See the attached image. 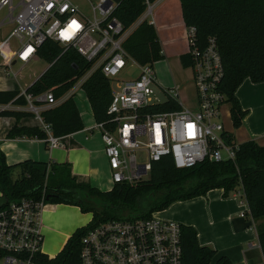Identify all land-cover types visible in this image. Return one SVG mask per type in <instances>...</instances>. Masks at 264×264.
I'll use <instances>...</instances> for the list:
<instances>
[{"label": "built area", "instance_id": "obj_1", "mask_svg": "<svg viewBox=\"0 0 264 264\" xmlns=\"http://www.w3.org/2000/svg\"><path fill=\"white\" fill-rule=\"evenodd\" d=\"M117 7L113 0H99L86 14L73 0H21L18 5L14 0H0V11L8 9L0 28L8 19L15 25L13 36L20 41L15 60L28 64L41 59V47L52 41L62 49L56 60L75 49L90 66L85 74L70 81L73 86L62 96H56L54 89L38 96L21 90L26 111L46 134L44 141L49 148L63 146V138L54 135L43 112L70 99L76 101L81 93L89 102L83 86L95 72L101 71L110 81V122L96 123L92 129L101 134L113 187L148 179L153 164L165 157H171L177 169L206 160L235 162L239 144L227 142L225 137L230 134L222 121V108L228 98L221 91L225 70L217 38L210 37L202 44L196 27L186 29L188 69L198 102L197 110L192 111L182 107L178 87L159 84L154 64L141 65L124 49L126 40L139 25L145 21L153 24L155 4L146 0L144 14L129 29L114 16ZM0 51L6 55L4 47L0 46ZM13 61L10 58L7 64L10 66ZM129 63L139 68V76L119 81L117 77ZM49 65L50 68L53 64ZM153 87L165 93L167 101H176L181 110L157 111L165 102L157 98ZM140 155L146 157L145 162H140ZM234 195L243 202L241 193ZM45 206L43 197L22 199L0 208V263L40 264L39 258L44 256L41 216ZM241 216L248 219L245 211ZM249 219L250 229L257 232L254 220ZM80 264H183L182 226L154 214L150 218L103 222L83 237ZM257 264H264V260Z\"/></svg>", "mask_w": 264, "mask_h": 264}, {"label": "trees", "instance_id": "obj_2", "mask_svg": "<svg viewBox=\"0 0 264 264\" xmlns=\"http://www.w3.org/2000/svg\"><path fill=\"white\" fill-rule=\"evenodd\" d=\"M118 4L114 16L126 29L133 26L146 10V0H113ZM154 3L156 0H150ZM184 23L198 30V39L205 44L216 37L222 57L225 76L221 91L232 104L231 118L235 129L241 127L246 116L236 97L241 84L250 79L264 83V0H180ZM125 51L141 65L155 64L163 59L157 30L147 21L139 25L124 44ZM61 47L52 41L40 49V58L53 64L27 92L38 96L54 89L62 96L89 69V64L75 50L69 49L58 60ZM183 68L190 66L189 57L180 56ZM96 123H109L108 108L112 99L110 81L95 72L84 84ZM21 91H0V105L15 103L26 106ZM157 111H177L181 106L173 100L158 106ZM2 116H15L18 123L9 132V139L34 138L46 140L40 128L19 124L27 113L0 112ZM44 120L51 124L56 137L64 138L84 130L85 126L76 102L70 99L62 105L45 110ZM235 142L233 135L225 137ZM20 169L15 179L14 171ZM215 189H222L224 197L242 194L248 209V218H264V147L255 141L239 144L234 161L221 163L208 160L193 167L177 169L171 157L153 164L150 176L134 185L116 184L110 191H102L88 184H78L69 164H51L27 160L9 166L0 149V208L22 199L41 200L45 205H69L80 208L83 214H92V221L79 228L69 238L61 253L49 259L40 256V264H80L82 239L86 232L110 220L150 218L164 211L172 203L205 196ZM258 241L264 260V227H257ZM183 264H232L227 257L217 258V251L202 246L193 227L182 226Z\"/></svg>", "mask_w": 264, "mask_h": 264}, {"label": "crops", "instance_id": "obj_3", "mask_svg": "<svg viewBox=\"0 0 264 264\" xmlns=\"http://www.w3.org/2000/svg\"><path fill=\"white\" fill-rule=\"evenodd\" d=\"M154 4L153 25L157 30L160 44L171 45L169 48L163 47L164 56L167 57V51L170 52L173 46L182 43L185 51L180 52L179 57L186 54L187 26L183 20L180 0H157ZM155 12L157 13L156 17ZM16 51H6V55L1 51L0 91L2 92L22 90L19 74L12 71L13 67L19 62L15 60ZM10 58L14 61L9 66L7 60ZM167 64L168 69H170L171 63L167 61ZM179 64V69L184 70L180 60ZM177 77L180 81L176 83L177 81L174 79L173 82L176 83L174 86L179 89L180 103L182 107L188 108L183 106L181 102L183 97H188V94L186 95V92H184L185 89H183L186 81L181 80L182 75L180 74ZM190 80L193 84L192 73H190ZM236 97L242 109L246 111V116L241 127L235 129L231 118L232 104L227 103L224 105L222 117L226 116L227 118H225L226 124H224L226 132L233 135L238 144L255 141L258 145L264 147V83L255 84L250 79H246L236 91ZM75 102L77 104V101ZM227 105L231 106L228 111L224 109ZM1 107L6 108L2 110ZM0 112L27 113L28 116L20 119L19 124L23 127L39 128L37 120L26 111L25 106L12 102L5 106L0 105ZM79 112L81 114L80 109ZM91 114L93 116L92 110ZM17 123L18 120L15 116L0 117V149L4 153L9 166L27 160L48 163L49 165L69 164L72 169V176L78 184H88L102 191H110L113 188V186L106 188V183L101 179L98 171L97 165L103 161L107 162V158L101 134L99 131L92 129L94 126L89 125L81 132L64 137L62 140L63 146L50 149L44 140L25 137L9 139L7 135ZM19 176L20 169H16L14 178L17 179ZM109 181L112 185L110 179ZM1 197L2 193L0 191V199ZM247 209V205H244L235 195L224 197L222 189H215L205 196L174 202L164 211L157 212L154 215L162 220L178 223L181 226L193 227L197 231L200 245L217 251V258L227 257L232 264H257L263 260V255L258 247L260 244L257 232L250 229L251 220L241 216V213ZM63 212L67 214L66 221L62 220L61 214ZM69 215H72V217H69ZM90 215L89 218L76 206L46 205L41 216L44 235L43 246L46 243L52 249L57 248V250H60L64 248L75 231L85 227L88 221L92 220L93 216ZM79 220L82 221L81 224H78ZM254 222L257 227H264V218L254 220ZM69 225L73 227L68 228ZM43 253L51 259L46 252L43 251Z\"/></svg>", "mask_w": 264, "mask_h": 264}, {"label": "rangeland", "instance_id": "obj_4", "mask_svg": "<svg viewBox=\"0 0 264 264\" xmlns=\"http://www.w3.org/2000/svg\"><path fill=\"white\" fill-rule=\"evenodd\" d=\"M21 0H14L15 5H18ZM99 0H73V2L79 7V9L88 14L91 12V7L92 5H97ZM157 1V0H156ZM155 1V2H156ZM172 2V1H171ZM154 4V3H153ZM158 12V11H157ZM156 12H155V17H156ZM8 16V9L3 8L0 11V23L6 19ZM15 28L14 24L9 23V20L7 19L6 24L0 28V46L4 47L6 51H15L19 48L20 46V41L18 38L13 36L12 32ZM3 39V40H2ZM161 49L163 47H171V45L168 44H160ZM184 45L183 43L177 46H173L172 50L170 52L167 51V57H163L162 60L155 62L154 67L155 71L157 72L158 76V82L165 88L173 87L174 84L178 83L180 79H178L177 75L180 74L182 75L181 80L186 81V85L183 86V89H185L184 92L185 94H188V97H183L181 99V102L183 106L188 107L192 111H196L198 107V102L196 100V96L194 93V87L192 84V81L190 80V70L184 68V70L179 69V54L180 52H184ZM1 51H0V56H1ZM168 59V60H167ZM167 61L171 63L170 69L167 67ZM50 65L46 63L45 61L42 60H37L32 63H29L28 65H23L21 63H17L16 66L13 67L12 71L17 72L19 74V82H20V87L22 89H25L29 87L31 84H33L49 67ZM183 67V66H182ZM140 70L138 67L133 65L132 63H129L127 67L120 73V75L117 77L119 81H126V80H131L135 79L139 76ZM12 75V74H11ZM176 80L177 82L174 83L173 80ZM113 88H116V83L114 82ZM153 91L157 95V98L162 102H166L168 97L165 93H163L160 89L153 87ZM78 107L81 111L82 114V119L84 122L85 127L92 125H95V121L93 119V116L91 114V106L90 103L86 100L84 95L81 93V96H78L76 98ZM230 105H227L224 109L229 110ZM223 109V108H222ZM226 116L222 117V121L224 124H226ZM140 162H145L146 157L141 156L139 157ZM98 171L100 174L101 179L106 183V188L111 187L112 185L110 184V170H109V163L108 160L107 162L103 161L101 164L99 163L97 165ZM147 178V177H146ZM244 205H247L246 201H243ZM86 216H91L90 214H85ZM62 220L66 221L67 214L66 212L61 214ZM69 217H72V215H69ZM90 218V217H89ZM92 220L88 221L87 224H89ZM82 221L79 220L78 224H81ZM86 226V225H85ZM73 226L69 225L68 228H72ZM63 248L60 250L57 248L52 249L45 245L43 246V251L46 252L51 259L57 257ZM2 264V262L0 263Z\"/></svg>", "mask_w": 264, "mask_h": 264}]
</instances>
